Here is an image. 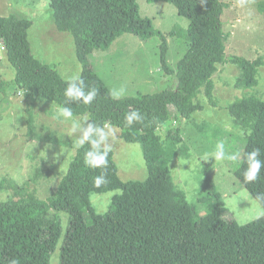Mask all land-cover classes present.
Returning a JSON list of instances; mask_svg holds the SVG:
<instances>
[{
    "label": "trees",
    "instance_id": "1",
    "mask_svg": "<svg viewBox=\"0 0 264 264\" xmlns=\"http://www.w3.org/2000/svg\"><path fill=\"white\" fill-rule=\"evenodd\" d=\"M146 1L169 3L189 21L187 29L177 25L170 33L186 43L175 71L168 65L165 35L155 31L150 19L140 16L138 0H49L56 30L73 39L85 90H96L91 104L68 102L64 96L68 82L52 66L33 56L27 39L29 20L0 16V44L16 72L14 84L25 92L26 98L67 106L74 117L87 115L86 127L92 124L119 129L125 143L141 147L148 174L142 182L122 181L110 149L105 166L89 167L85 154L91 145L85 142L52 198L42 201L28 193L18 200L10 198L0 203V264H50L62 238L61 212L68 215V227L62 238L59 264H264V217L248 225L226 221L221 196L215 193V186L206 175L202 189L214 203L206 216L198 218L194 206L175 189L168 169L172 159L186 156L189 150L177 128H167L164 138L158 134V129L169 121V108L177 112L174 121L190 119L198 109L195 102L202 92L216 107L212 78L217 65L226 60L227 35L221 21L224 2ZM123 34L141 41L160 38L161 69L175 78V89L121 99L112 97L92 69L89 56L94 51L107 50ZM229 61L240 71L239 87L247 90L257 85L264 57L253 61L231 57ZM136 110L143 120L128 126L125 117ZM227 111L237 126L249 132L233 174L264 210V168L258 180L244 181L246 153L260 148V158L264 160V102L244 97L231 103ZM28 131L29 135L33 132L32 115ZM98 176L106 181L99 187L95 184ZM110 191L121 194L113 199L105 215L96 214L89 196ZM79 202L84 210L78 208ZM50 211L54 212L53 218L46 221Z\"/></svg>",
    "mask_w": 264,
    "mask_h": 264
},
{
    "label": "rangeland",
    "instance_id": "2",
    "mask_svg": "<svg viewBox=\"0 0 264 264\" xmlns=\"http://www.w3.org/2000/svg\"><path fill=\"white\" fill-rule=\"evenodd\" d=\"M221 15L227 35L224 63L217 65L212 78L216 107L209 104L203 92L196 100L198 109L190 119L174 121L177 112L169 108L167 125L158 129L164 138L167 128H177L178 135L187 146L186 156L168 163L171 179L176 190L182 192L195 208L198 218L206 216L214 199H207L202 184L207 175L221 196L226 213L224 219L239 225H248L264 217V210L251 198L233 174L239 161L227 159L232 153L241 154L248 131L237 126L229 116L227 107L236 99L255 97L264 102V67L259 69L257 85L242 89L237 85L240 76L238 67L229 61L238 57L253 61L264 57V0H223ZM139 14L152 21L155 31L165 35L169 67L175 71L177 61L184 55L186 43L171 36L177 25L187 29L189 21L180 17L176 8L166 2L148 3L138 0ZM16 16L27 19L31 27L27 32L31 53L41 63L52 66L66 82L80 77L72 37L58 32L54 25L49 0H0V16ZM161 40L154 36L141 41L134 35L123 34L105 51H94L90 64L106 87L113 91L124 90L119 98L132 97L138 93L157 94L166 89H175L173 76L166 75L160 64ZM0 44V203L10 198L18 200L34 193L42 201L52 198L62 177L76 155L88 116L74 117L81 129L72 132V122L56 119L55 103L27 99L25 92L14 84L16 72L8 63ZM32 115L33 132L29 135L28 120ZM108 139L105 145L113 152V160L119 178L124 181H145L148 178L144 157L138 144L125 143L120 130L105 127ZM218 141L225 144L226 157L215 161L212 154ZM207 157L208 161H205ZM35 175H38L36 177ZM33 178L37 180L34 181ZM14 187L19 189L16 191ZM120 191L104 194L92 193L89 201L96 214L105 215L113 199ZM78 208L84 210L82 202ZM54 212L45 218L49 221ZM85 219L89 216L85 211ZM62 238L68 227V215L59 214ZM62 238L51 256L50 264H59Z\"/></svg>",
    "mask_w": 264,
    "mask_h": 264
},
{
    "label": "clouds",
    "instance_id": "3",
    "mask_svg": "<svg viewBox=\"0 0 264 264\" xmlns=\"http://www.w3.org/2000/svg\"><path fill=\"white\" fill-rule=\"evenodd\" d=\"M96 90H85L84 81L80 77H72L69 79L67 87L64 90V96L68 102H83L84 104H91L96 97ZM124 94V90L113 91L112 97L119 99ZM56 119L62 121L73 120L72 110L63 105H57ZM128 126H131L133 122H141L143 117L141 113L136 110L130 112L125 117ZM81 129V125L74 121L72 122V132H76ZM108 139V133H106L103 127H98L92 124H88L83 130V134L80 137L79 143L83 145L85 142L90 143L91 148L85 154V163L92 168H101L107 164L108 149L102 145L106 144ZM261 149L255 148L251 152L246 153L244 162L247 167L244 171V181L251 183L258 180L261 177V169L264 168V160L260 158ZM226 157L225 144L223 141H218L215 146V152L212 154V158L215 161H222ZM227 159L231 161H239V153H232L227 155ZM205 161H208L207 157ZM103 176H98L95 179V184L99 187L102 183H105ZM12 264H18L17 261H13Z\"/></svg>",
    "mask_w": 264,
    "mask_h": 264
},
{
    "label": "built area",
    "instance_id": "4",
    "mask_svg": "<svg viewBox=\"0 0 264 264\" xmlns=\"http://www.w3.org/2000/svg\"><path fill=\"white\" fill-rule=\"evenodd\" d=\"M1 48L4 49L3 46Z\"/></svg>",
    "mask_w": 264,
    "mask_h": 264
}]
</instances>
